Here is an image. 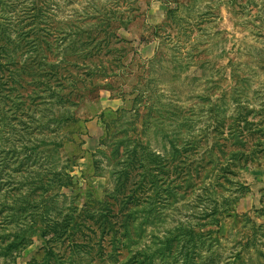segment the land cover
<instances>
[{
    "label": "rangeland",
    "instance_id": "374dc122",
    "mask_svg": "<svg viewBox=\"0 0 264 264\" xmlns=\"http://www.w3.org/2000/svg\"><path fill=\"white\" fill-rule=\"evenodd\" d=\"M0 237V264H264V0H0Z\"/></svg>",
    "mask_w": 264,
    "mask_h": 264
},
{
    "label": "trees",
    "instance_id": "16d2710c",
    "mask_svg": "<svg viewBox=\"0 0 264 264\" xmlns=\"http://www.w3.org/2000/svg\"><path fill=\"white\" fill-rule=\"evenodd\" d=\"M76 36H77V38L79 37V36H81V34H83V33H86V31L85 30H77L76 32ZM75 36V37H76ZM77 38L75 39L74 38V40L72 41V44L74 45V43L76 42V40H77ZM92 40H95V38H92ZM92 40H90V42H92ZM103 40H105L104 38H103ZM195 148V151L197 152V153H199L197 150H199V147L198 146H196V147H194ZM115 150H117L118 151V146L116 147V149ZM128 152V151H127ZM203 157H205V158H207V163H206V165L207 164H211V160H210V154H209V152L208 153H204V156H202V154L200 155V157H198V159H197V161H195V163H196V166L198 167V172L201 170V166H200V164H202V160H203ZM157 158H159V157H157ZM181 163H183V162H181ZM139 164V168H143V165L141 164V163H138ZM196 167V168H197ZM134 168V170L137 168V167H133ZM182 168H180V170H181ZM209 175H213V172H212V170H210L209 171ZM127 174H128V172H127ZM186 175H188V172L186 173ZM140 176H142V177H144L145 175H144V172L142 173V174H140ZM126 178H128L127 176H125ZM188 179L186 178V181H187ZM174 181V180H173ZM142 183V178H141V180H140V184ZM144 183V182H143ZM142 183V184H143ZM135 184H137V183H135ZM175 188H177L176 186H175ZM132 189V188H131ZM154 190H156V187L154 188ZM133 191L134 190H132V191H130V192H126V193H123L122 195H121V201H122V204L124 205V207H128V205H129V200L130 199H133L134 200V197H133ZM168 192V194H169V192L171 193V190H168L167 191ZM157 193V192H156ZM157 196H158V194H157ZM26 200V199H25ZM27 201V200H26ZM42 203V202H41ZM84 210V209H83ZM126 211V210H125ZM83 212L84 211H81L80 212V214L78 215L79 217L80 216H82V214H83ZM32 213H34V212H30V215H32ZM126 215V214H125ZM37 216H38V219L39 220H42V218H43V214H37ZM124 218H129V215H126V216H124ZM14 219H16V220H14ZM16 222V221H19L16 217H14L13 219H12V222ZM18 223V222H17ZM27 225H24V226H22L23 228L24 227H26ZM68 225L66 224V227H67ZM133 230H134V228L130 225V224H128V220H126V223H124L123 224V222H122V226H120L119 227V229H115V232L116 233H119V231H120V234L117 236V239L115 240V241H112V244H114V248H113V250H115V249H117L119 246H121V247H124V248H126L127 247V245L124 243V240H125V237H126V235L129 233V232H132L131 234H133ZM47 232H48V230H46V229H41V232H40V235L42 236V238H43V240L46 242L47 240L45 239V235L47 234ZM56 234H58V233H56ZM2 238H4V237H0V239H2ZM167 240V242H166V246H167V250H169V251H171V255H174V252H173V250H174V248L176 247V245H177V243H179L180 244V242H179V239H178V237L177 236H175V235H171L169 238H167L166 239ZM90 241V240H89ZM98 241H99V243H101V238L100 239H98ZM72 242L73 243H76V242H78L76 239H74V240H72ZM170 246V247H169ZM98 247H99V253H102V251H103V249H102V247L100 246V244H98ZM9 248H6L5 249V247H4V249H3V253H2V255H7L8 253H7V250H8ZM5 250H6V252H5ZM162 255H165V253L163 252L162 254H160L159 256H152V254H150V253H147V252H145V251H137V250H135V251H133V252H130V254L127 256V257H125L123 260H122V262H120V264H150V261H152L153 259H162L163 258V256ZM113 257H114V255H113ZM100 260H103V258L102 259H100ZM114 260H116L115 258H114ZM177 260L178 259H176V257H174V258H171L170 260H168V261H173V262H175V263H177ZM168 261L165 263V264H168ZM171 263V262H170ZM174 264V263H173ZM185 264H190V262H189V260H186V263Z\"/></svg>",
    "mask_w": 264,
    "mask_h": 264
}]
</instances>
